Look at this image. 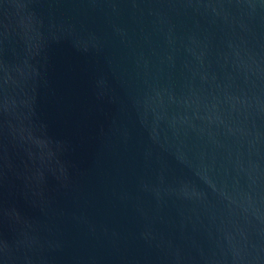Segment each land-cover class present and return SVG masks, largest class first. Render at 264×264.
Wrapping results in <instances>:
<instances>
[{"label": "water", "instance_id": "obj_1", "mask_svg": "<svg viewBox=\"0 0 264 264\" xmlns=\"http://www.w3.org/2000/svg\"><path fill=\"white\" fill-rule=\"evenodd\" d=\"M0 264H264V0H0Z\"/></svg>", "mask_w": 264, "mask_h": 264}]
</instances>
